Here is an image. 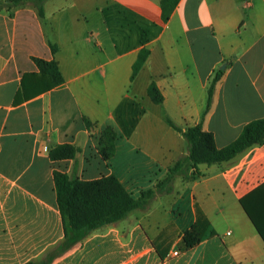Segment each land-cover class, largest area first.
<instances>
[{
	"label": "crops",
	"instance_id": "crops-1",
	"mask_svg": "<svg viewBox=\"0 0 264 264\" xmlns=\"http://www.w3.org/2000/svg\"><path fill=\"white\" fill-rule=\"evenodd\" d=\"M44 12L0 9V264L39 259L63 239L55 169L113 174L138 196L188 153L167 117L183 129L202 123L218 147L264 117V0H179L168 19L161 0H48ZM33 57L55 58L64 82L17 102L23 75L39 71ZM152 80L161 103L148 94ZM106 126L117 134L109 159L99 151ZM62 143L76 156L51 159ZM242 199L262 211L264 230V142L222 163L189 164L172 192L92 230L52 264H264ZM195 222L200 241L185 249Z\"/></svg>",
	"mask_w": 264,
	"mask_h": 264
},
{
	"label": "trees",
	"instance_id": "trees-1",
	"mask_svg": "<svg viewBox=\"0 0 264 264\" xmlns=\"http://www.w3.org/2000/svg\"><path fill=\"white\" fill-rule=\"evenodd\" d=\"M48 0H0V9L12 10L24 4H32L40 17H44V5ZM179 0H161L163 18L168 19ZM53 54L58 45L50 42ZM148 51L142 49L133 67V76L142 66ZM39 68L37 72H26L23 75L21 87L16 101H22L55 86L63 84L64 77L55 58L44 59L33 57ZM223 70H219L212 79L208 89V102L204 114L208 111L217 81ZM148 94L155 103L163 101V94L154 80L148 87ZM88 126L90 121L84 118ZM167 122L179 131L187 140L188 153L181 156L166 172L165 176L157 181L153 188L143 190L134 196L120 180L113 174L97 179H82L78 176L54 170V183L57 196V205L61 211L64 237L47 250L45 254L35 260L23 264H52L56 257L63 254L72 246L81 241L92 230L108 223L117 222L125 218L135 209L146 208L152 199L159 193L173 191V182L178 175H187V166L200 163H222L234 158L245 149L264 142V117L248 122L240 135L231 143L218 147L213 132L205 130L202 123L189 126L185 129L167 117ZM116 131L106 126L99 138V151L103 158L109 159L115 152ZM79 148L71 143H62L53 147L50 157L53 160L74 158ZM245 210L254 222L264 240V230L261 227L262 211L256 206L250 207L244 199L241 200ZM201 230L195 222L182 236L185 249L195 246L201 238Z\"/></svg>",
	"mask_w": 264,
	"mask_h": 264
},
{
	"label": "built area",
	"instance_id": "built-area-1",
	"mask_svg": "<svg viewBox=\"0 0 264 264\" xmlns=\"http://www.w3.org/2000/svg\"><path fill=\"white\" fill-rule=\"evenodd\" d=\"M175 253L177 254V253H178V251H175Z\"/></svg>",
	"mask_w": 264,
	"mask_h": 264
},
{
	"label": "water",
	"instance_id": "water-1",
	"mask_svg": "<svg viewBox=\"0 0 264 264\" xmlns=\"http://www.w3.org/2000/svg\"><path fill=\"white\" fill-rule=\"evenodd\" d=\"M222 69H223V67H222Z\"/></svg>",
	"mask_w": 264,
	"mask_h": 264
}]
</instances>
